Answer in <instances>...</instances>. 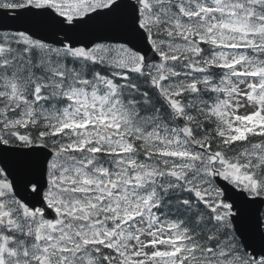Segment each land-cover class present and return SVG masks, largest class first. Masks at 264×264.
<instances>
[{"label":"snow or ice","instance_id":"1","mask_svg":"<svg viewBox=\"0 0 264 264\" xmlns=\"http://www.w3.org/2000/svg\"><path fill=\"white\" fill-rule=\"evenodd\" d=\"M0 264H264V0H0Z\"/></svg>","mask_w":264,"mask_h":264}]
</instances>
